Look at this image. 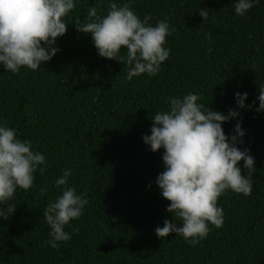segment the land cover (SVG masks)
Returning <instances> with one entry per match:
<instances>
[{"label":"trees","instance_id":"1","mask_svg":"<svg viewBox=\"0 0 264 264\" xmlns=\"http://www.w3.org/2000/svg\"><path fill=\"white\" fill-rule=\"evenodd\" d=\"M75 2L51 61L18 73L0 64V126L14 128L46 158L29 190L0 202V264H264V112L256 111L264 84V0H254L243 16L236 15L235 0ZM111 3H128L141 21L150 15L152 26L168 21L170 54L155 76L128 81L126 63L100 57L91 35L76 31L77 18L86 22L93 6L105 16ZM201 9H209L206 22ZM189 93L212 111L240 112L222 128L231 137L240 122L245 136L237 147L255 160L250 195L226 190L217 202L222 226L210 224L194 247L175 233L155 234L165 219L181 221L167 211L170 202L156 183L165 170L163 149L154 153L143 141L154 115ZM236 93H247L245 108ZM62 170H71L67 186L88 203L64 228L71 240L54 249L46 243L51 229L43 212L62 194L64 186L55 185ZM9 206L16 207L10 216Z\"/></svg>","mask_w":264,"mask_h":264},{"label":"clouds","instance_id":"2","mask_svg":"<svg viewBox=\"0 0 264 264\" xmlns=\"http://www.w3.org/2000/svg\"><path fill=\"white\" fill-rule=\"evenodd\" d=\"M75 7V0H0V64L7 72L18 73L21 68L36 71L41 64L51 61L59 51L54 47L57 38L67 31L65 17ZM253 7L254 0L234 3L237 16L245 15ZM199 15L206 22L209 9H201ZM87 16L86 22L78 18L74 21L76 31L91 35L100 57L126 63L128 81L141 74L155 76L168 59L170 49L164 47L170 35L167 20L152 26L150 15L141 21L128 3L120 7L111 3L105 16H99L93 6ZM205 35L206 39L211 38L210 33ZM122 48L127 50L126 56H120ZM247 98V93H236L240 109L245 108ZM200 99L192 93L171 98L170 109L154 115L151 135L143 137L152 152L163 149L165 170L156 183L163 198L170 202L167 211L173 214V220L181 221L178 226L165 219L164 226H157L155 234L162 239L175 233L193 247L207 237L210 224L222 226L223 209L217 206L218 199L226 190L250 195L255 172L250 151L237 147L245 136L241 123H236L231 137L222 128L224 123L240 117V112L229 109L224 115L198 103ZM258 101L256 111L264 112V84L259 85ZM240 161L244 162L246 177L238 167ZM45 164V156L34 152L30 141L18 139L14 128L0 126V202L13 198L18 189L29 190L37 167ZM39 171L43 174L46 168L39 167ZM62 171L55 181L57 187L64 186L62 194L43 212L51 229L46 243L54 249L57 242L71 240L64 228L82 215L88 203L74 186H67L71 170ZM15 210L16 207L9 206L7 213L10 216Z\"/></svg>","mask_w":264,"mask_h":264}]
</instances>
